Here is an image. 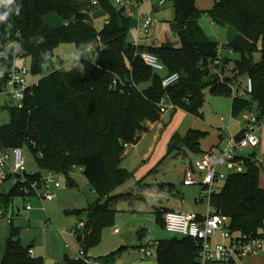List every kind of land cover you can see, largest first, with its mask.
<instances>
[{
  "label": "trees",
  "instance_id": "obj_1",
  "mask_svg": "<svg viewBox=\"0 0 264 264\" xmlns=\"http://www.w3.org/2000/svg\"><path fill=\"white\" fill-rule=\"evenodd\" d=\"M171 1L176 13L171 26L179 42L145 45L129 40L132 16L127 6L118 7L113 0H13L12 4L0 0V15L7 13L0 21V75L12 70L15 56L17 60L30 59L33 73L42 75L61 44L74 43L81 52L70 69L42 75L26 106L12 108L11 121L0 126V147H28L38 156L40 166L39 172L27 173L26 181L18 176L11 191L0 193V198L9 204L16 196H35L31 183L40 181L47 170L66 176L70 186H77L71 174L82 169L99 195L86 209L85 226L76 229L77 240L85 251L101 242L105 227L114 223V204L128 196L113 194L133 175L122 166L126 144H137L150 123L161 118V100L166 98L200 117L207 88L217 95H232L231 86L212 70L221 44L201 25L204 16L220 26L236 29L234 39L222 46L239 54L233 63L236 75L250 77L254 83L251 99L246 94L233 96V115L251 111L256 101L257 118L263 120L264 0H217L209 9H200L197 0ZM98 8L104 9L108 17L100 31L92 16ZM52 12L64 20L62 26L53 28L46 23L45 17ZM12 40L19 44L15 52L7 47ZM91 45L93 58L89 59L85 52ZM145 52L158 57L164 65L163 73L147 64L142 56ZM258 52L261 59L256 61ZM225 60L229 63L233 59ZM175 72L180 79L164 87V77ZM206 136L197 129L186 134L177 132L167 155L183 148L201 153V140ZM244 160L246 170L231 174L213 193L211 204L217 213L230 218L233 232L264 237L261 167L255 155ZM165 213L158 212L164 227ZM12 224L1 264H45L43 257L31 256L33 246L22 244V229ZM139 236L148 240L150 233L143 228ZM156 251L159 264H200L198 246L190 237L158 240ZM111 258H103L105 264H112ZM67 263L86 264L76 259H67Z\"/></svg>",
  "mask_w": 264,
  "mask_h": 264
},
{
  "label": "rangeland",
  "instance_id": "obj_2",
  "mask_svg": "<svg viewBox=\"0 0 264 264\" xmlns=\"http://www.w3.org/2000/svg\"><path fill=\"white\" fill-rule=\"evenodd\" d=\"M200 1L201 3L205 2V0ZM113 2L116 6L120 7L116 0H113ZM137 2V0H133V3L126 7L128 14L132 16V26L129 30V40L131 42L138 43L139 21L141 16L147 13H151L158 20L157 24L151 27L149 33L151 38L154 39L155 37L158 40V42L153 44L160 45L165 41L179 42L178 35L173 31L171 26V22L176 16L175 8L171 0H167L166 4L159 8L155 7H158L160 0H142L141 2ZM107 19L108 17L104 9L98 8L95 10L93 20L95 27L99 31L104 28ZM45 21L53 28L60 27L63 24V21L56 13L48 14L45 17ZM201 25L206 33L213 40L220 42L221 45H226L232 41L230 39L232 35L230 28L217 25L209 16H204L201 19ZM224 51L226 49H222V52ZM85 55L87 58L92 59L93 51L86 50ZM79 57H81V52L74 43H63L56 48L53 60L48 62L42 75L48 74L57 66L61 70H68L72 67L74 60ZM237 58H239V54L232 57V63L225 61L222 65V67H225V80L228 82L232 79L228 77L227 69L233 65L234 60ZM260 59L261 53L258 52L255 54V60L259 61ZM18 64L32 70L31 61L28 58L20 59ZM222 67L219 70L223 71L224 68L222 69ZM160 72L163 73V70ZM42 75L34 73L33 80H38ZM238 79L244 82L246 76H237L235 78V80ZM235 80L233 79V81ZM205 94L206 98L202 108V115L200 117L191 115L213 129H221L225 133V136L231 132L237 133L245 126L246 120L244 114L259 116L256 101H253L251 111H243L238 115H233V96L246 94L245 96L250 99L252 98L249 93L244 92V89L236 88L232 91V95H217L212 93L210 88H207ZM16 105L17 102L12 97L4 94L0 95V126L11 121V109L16 107ZM188 114L190 113L183 107L177 109L169 108L168 112L162 113L159 120H162L166 125H162L160 129H164L165 126H170L166 138H168L169 134H174V132L179 130V124L183 122ZM222 117L226 120H222ZM172 119L175 121L171 125L170 121ZM228 126H230V129H226ZM175 127L177 128L176 131L174 129ZM257 130L261 139L260 145L257 148H245L240 151L244 155L252 156L255 154L264 172V116L263 123L257 125ZM169 142L163 143L162 141V144L159 145L158 151L154 159H152V167L146 168L148 173H145L147 174L145 180L159 185L174 184V198L184 200L191 206L193 211L203 215L207 214L209 211V201L207 198L203 199V201H198L200 188L196 186L197 184L192 186L184 184L185 171L191 165L192 161H195L193 153L188 151L187 148H183L182 150L167 155ZM145 146L146 143L144 144ZM163 148L164 153L159 157ZM132 150L133 148L130 147L128 152L130 153ZM24 156L27 163V172H39L38 156L28 147L24 148ZM157 158L158 160L155 161ZM125 165L127 164L124 163ZM135 168L132 165L130 171L133 173ZM225 172L227 177L216 183L218 188H222L228 177L235 171L226 169ZM142 177L136 175L134 172L129 180L119 186L113 193L114 195L128 193V196L114 204L117 210L114 223L105 227L101 242L90 246L86 250L92 264L98 260L102 264H105L106 262L103 258L109 256L112 257V264H159L155 247L149 246V250L153 252L152 256L149 257H146L141 251V247H148L149 243L146 239H140L139 231L143 228L148 229L150 239L153 242L171 239L173 237H182L179 234L168 231L159 222L158 208H160L159 203L161 199L154 198L146 201L137 198V195H135L137 192V184ZM71 178L76 181L77 186H70L66 176H58L61 187L54 190L56 198L53 201L43 200L39 195L33 197L16 196L8 204L0 198V264L4 257L5 238L11 228V223L1 214V211H5L13 217L12 225L22 229V244L26 247L32 245L37 253V257H43L45 264H68L67 259H75L76 253L83 247L78 242L76 234L71 231V228L76 227L81 221L87 218L86 209L91 203L99 199V195L95 192L92 184L79 168L74 170ZM15 183L16 177L14 176L7 181L0 179V193H8L9 187ZM157 191L155 189L154 192ZM29 204L32 206L31 210L27 209ZM78 209L82 210L81 214L75 213Z\"/></svg>",
  "mask_w": 264,
  "mask_h": 264
},
{
  "label": "built area",
  "instance_id": "obj_3",
  "mask_svg": "<svg viewBox=\"0 0 264 264\" xmlns=\"http://www.w3.org/2000/svg\"><path fill=\"white\" fill-rule=\"evenodd\" d=\"M120 6H127L133 3V0H116ZM167 0H160L159 5L162 6ZM158 22L151 13L142 15L138 25L139 39L149 37L151 27ZM158 42L157 39H154ZM8 49L17 51L19 48L18 41H10ZM91 47L88 48L90 50ZM222 45L219 50L218 57L212 64V70L218 74L221 81L228 83L232 91L234 89H244L245 93H252L254 90V83L252 78L246 76V80L241 82V79L235 80L237 77L234 65L227 69L228 77L232 80L230 82L225 80V57L222 55ZM229 50V49H228ZM231 51V50H230ZM233 52V51H231ZM143 58L148 65L157 70H163L164 65L159 61L158 57L149 53H143ZM15 56L14 66L8 73L0 75V95L12 97L17 102V107L23 109L26 106V100L29 96L34 94L35 87L38 86L39 80H33L34 73L26 66L18 64ZM222 67L224 70H219ZM54 70H61L57 66ZM180 79L178 72L166 75L163 79V86L168 87L176 83ZM233 79L235 81H233ZM116 84L117 81H114ZM161 111L167 112L169 108L177 109L178 106L174 103H169L166 98L160 102ZM246 124L242 134L234 135L229 133L226 135L221 145L208 151L206 154L198 157L193 162V166L185 171V185H201V192L198 201H203L207 198L209 201V211L205 215H198L192 212L185 211H167L164 215L166 229L172 233L181 235L182 237H190L194 239L198 246L197 259L200 264H246L244 257L264 255V237L249 236L247 234H237L230 228V218L216 212L211 204L213 193L219 191L221 188L216 186V183L222 179H226L227 174L225 170H234V173L244 172L246 170L245 160L238 155L239 149L257 148L260 145L261 139L258 135L257 125L263 123L255 115L244 114ZM222 120H225L222 117ZM230 129V126L226 127ZM126 146H130L126 144ZM27 163L24 156V148L14 147L11 149H3L0 147V179L7 180L9 176L16 177V180L21 177L22 181H26ZM199 174L201 176H199ZM59 174L54 171H44L40 181L31 183V187L35 192V196L39 195L43 200L53 201L56 198L54 190L61 187V182L58 180ZM30 189L26 188V192ZM27 209H32L29 204ZM1 214L8 220L9 223L13 221V217L5 211ZM85 223L81 221L76 227L71 228L76 234L77 228H83ZM118 231V229L116 230ZM220 233L221 241L214 242L217 234ZM149 246L157 247L158 242H149L148 247L142 246L141 251L146 257L152 256L153 252L149 250ZM83 247V246H82ZM32 257H35L33 250L30 251ZM76 260H82L86 264H92L84 247L76 253ZM94 264H102L99 260Z\"/></svg>",
  "mask_w": 264,
  "mask_h": 264
},
{
  "label": "crops",
  "instance_id": "obj_4",
  "mask_svg": "<svg viewBox=\"0 0 264 264\" xmlns=\"http://www.w3.org/2000/svg\"><path fill=\"white\" fill-rule=\"evenodd\" d=\"M216 1L217 0H205V2L201 3L200 0H197V6L200 9H209L214 5V3ZM164 5H162V6H164ZM159 7H160V5H158V7H155V8H159ZM94 12L92 13L93 17H94ZM52 13H54V12H52ZM49 14H51V13H49ZM60 19L63 21V24H64V20L61 17H60ZM227 27L230 28V32L232 33L230 39L233 40L237 34V31L232 26H227ZM56 28H58V27H56ZM154 39H157V38L154 37ZM154 39L151 38L150 36L144 37V38L139 39L138 44L151 45V44L155 43ZM224 52H222V55L224 54L225 58L232 59V57L236 56V53L231 52L228 49H226V51H224ZM230 63H232V61ZM167 112H168V110H167ZM191 116H192L191 113L188 114L186 116V118L183 120V122L179 124V130H177L176 127L174 128L175 131L177 130L176 132H174V134L177 132L181 133V134H186L190 129H197V130H201V131L207 133V136L201 140V149H202L201 153H195V152L187 149L188 151L193 153L194 158L196 159V158L206 154L208 151L218 148L221 145L223 138L225 137V133L221 129H218V130L213 129L212 127L208 126L207 124H204L199 119L194 118L193 116L191 117ZM174 121H175L174 119H172L170 121L171 125L174 123ZM162 125L163 126L166 125V124H164V122H162V120H158L156 122L150 123L149 130L147 132H145L144 135L141 136L140 141L137 144L130 146L133 148V150L129 153L128 150L130 147L129 148L127 147V149H126V153H125V156H124L123 161H122V166L127 168L128 170H130L131 166L133 165V167H136L134 169L135 174L139 175L141 177L143 176L142 179H140L139 183L137 184V192L135 195H137L138 199H143L146 201H150L154 198L161 199L160 203H159L160 208H158V212L159 211L167 212V211L174 210V211L192 212V213H196L198 215H203V214H200L196 211H193L191 206L188 205L184 200H178V199L173 197L174 189H175L174 184H172V183L164 184V186H162L160 188V187H158L159 184H155L154 182L145 180L146 179L145 177L147 175L145 173H148L147 169L152 167L151 166L153 164L152 159H154V156L156 155V152L158 151L159 145L162 144V141H163V143L164 142L167 143V141L168 142L171 141V138L174 135V134H169L168 138H166V134L169 131L170 126H165L164 129H160ZM243 129H244V127H242V129L237 133L236 132H233V133L231 132V133L234 135H238L239 133H241L243 131ZM158 132H160V134H158ZM145 143H146V146L144 147ZM161 149H162V147H161ZM152 150H153V152H152ZM240 150H242V149H239L237 151L239 156H241L243 158L251 156V155L242 154ZM163 153H164V148H163V150H161L159 157H161V155ZM186 154L188 155L187 152H186ZM158 158L155 161H157ZM255 158H256V156H255ZM256 160L258 162L257 158H256ZM193 162L194 161H192L191 165H189L187 167V169L193 166ZM124 163H126L127 165L124 166ZM258 164H259V162H258ZM259 166L261 167L260 164H259ZM79 170L81 172H83L82 169L79 168ZM199 176H201V175L199 174ZM5 181H7V180H5ZM260 184L262 187H264V172L262 170V167H261V175H260ZM11 186L13 188L14 184ZM188 186H192V185H188ZM196 186H198L200 188V192H201V185L197 184ZM155 189H157L158 191L154 192ZM10 191L8 190V193ZM29 197H33V196H29ZM28 210H31V209H28ZM78 210H80V209H78ZM8 233H9V231H8ZM8 233L6 235V238L8 236ZM6 238H5V241H6ZM148 241L150 242L152 240L149 238ZM220 241H221V235H220V233H218L214 239V242H220ZM32 250L35 253V257H37V253H36L35 249L32 248ZM243 261L246 264H264V255L246 256V257H244Z\"/></svg>",
  "mask_w": 264,
  "mask_h": 264
},
{
  "label": "clouds",
  "instance_id": "obj_5",
  "mask_svg": "<svg viewBox=\"0 0 264 264\" xmlns=\"http://www.w3.org/2000/svg\"><path fill=\"white\" fill-rule=\"evenodd\" d=\"M5 2L7 4H12L13 3V0H5ZM17 14H19V13H17ZM6 16H7V13H5L4 15H0V21L5 20L6 19Z\"/></svg>",
  "mask_w": 264,
  "mask_h": 264
},
{
  "label": "water",
  "instance_id": "obj_6",
  "mask_svg": "<svg viewBox=\"0 0 264 264\" xmlns=\"http://www.w3.org/2000/svg\"><path fill=\"white\" fill-rule=\"evenodd\" d=\"M12 189V186L9 188V191Z\"/></svg>",
  "mask_w": 264,
  "mask_h": 264
}]
</instances>
